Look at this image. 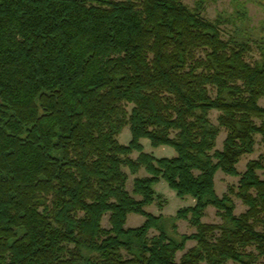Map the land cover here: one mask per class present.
<instances>
[{
	"label": "trees",
	"instance_id": "16d2710c",
	"mask_svg": "<svg viewBox=\"0 0 264 264\" xmlns=\"http://www.w3.org/2000/svg\"><path fill=\"white\" fill-rule=\"evenodd\" d=\"M225 22L183 0H0V264H264V152L238 171L264 145V42ZM220 171L240 177L222 196ZM162 180L194 233L147 211Z\"/></svg>",
	"mask_w": 264,
	"mask_h": 264
},
{
	"label": "rangeland",
	"instance_id": "374dc122",
	"mask_svg": "<svg viewBox=\"0 0 264 264\" xmlns=\"http://www.w3.org/2000/svg\"><path fill=\"white\" fill-rule=\"evenodd\" d=\"M185 4L194 8L195 6L202 3L204 6V16L210 20H215L216 18H221L226 20L223 27L226 30H232L236 25L241 28L242 31L248 32L254 41L264 42V0H183ZM254 52H252L251 59H257L260 56V50L257 48L256 44H253ZM261 104L264 106V99L261 100ZM217 111H213L211 114V119L214 123H217ZM131 132L129 127H126L123 132L119 135V140L123 144H127L130 141ZM226 137V131L222 129V132L217 141V148L222 149L223 141ZM262 137L257 136L256 151L253 154L245 155L242 157L240 163L238 164V171L243 173L246 170V165L251 159L257 158L261 153L264 152V145L261 141ZM143 144L145 145V150L147 152H152L158 157L162 156H174L176 151L172 147L161 146L154 148L151 146L149 140L143 139ZM138 154L135 153L136 157ZM139 175H146L145 171L142 170ZM135 176L131 175L128 187L132 188L133 179ZM240 177L230 176L224 172H218L216 175V191L219 196H222L228 192L229 187L233 185H238ZM158 193L162 195L160 201L155 204L148 206L147 211L156 214L163 215L164 222L163 225L174 237H179L180 234H191L196 231V229L191 226V224L186 220L177 221V230L174 231L172 226L175 222L174 216L176 212L181 207H186L194 203L193 199L185 198L181 199L176 195V192L169 188L167 183L162 180L156 186ZM236 201V214H240L246 210V206L242 201L235 197ZM161 205H160V204ZM145 217L138 214H131L128 218V227H137L143 224ZM203 221L208 223H219L221 218L217 215V211L214 207H210L206 210V216ZM104 226H109L108 216L105 217ZM157 230H151L150 235L153 236L157 234ZM196 244L195 241L188 242L187 248H190ZM183 253H179V257ZM227 264H234L233 262H228Z\"/></svg>",
	"mask_w": 264,
	"mask_h": 264
}]
</instances>
